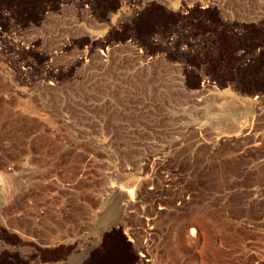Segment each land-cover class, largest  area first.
Here are the masks:
<instances>
[{"label": "rangeland", "instance_id": "obj_1", "mask_svg": "<svg viewBox=\"0 0 264 264\" xmlns=\"http://www.w3.org/2000/svg\"><path fill=\"white\" fill-rule=\"evenodd\" d=\"M0 264H264V0H0Z\"/></svg>", "mask_w": 264, "mask_h": 264}, {"label": "bare ground", "instance_id": "obj_2", "mask_svg": "<svg viewBox=\"0 0 264 264\" xmlns=\"http://www.w3.org/2000/svg\"><path fill=\"white\" fill-rule=\"evenodd\" d=\"M128 189H130V188H128ZM131 189H133V188H131ZM135 189V188H134ZM132 191V190H131ZM128 193V192H127ZM133 193V192H132ZM131 202V201H130ZM192 231H194V229H192Z\"/></svg>", "mask_w": 264, "mask_h": 264}]
</instances>
